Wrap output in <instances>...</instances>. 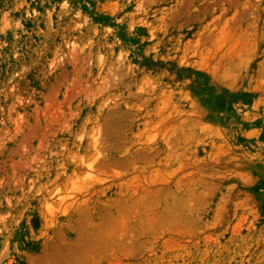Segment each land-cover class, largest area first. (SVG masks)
<instances>
[{
    "label": "rangeland",
    "instance_id": "rangeland-1",
    "mask_svg": "<svg viewBox=\"0 0 264 264\" xmlns=\"http://www.w3.org/2000/svg\"><path fill=\"white\" fill-rule=\"evenodd\" d=\"M0 264H264V0H0Z\"/></svg>",
    "mask_w": 264,
    "mask_h": 264
}]
</instances>
